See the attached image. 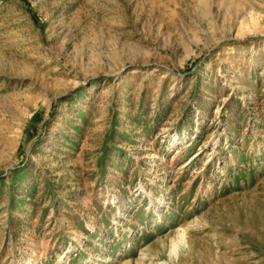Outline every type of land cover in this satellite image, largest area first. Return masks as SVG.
<instances>
[{"label":"rangeland","instance_id":"1","mask_svg":"<svg viewBox=\"0 0 264 264\" xmlns=\"http://www.w3.org/2000/svg\"><path fill=\"white\" fill-rule=\"evenodd\" d=\"M0 264H264V0H0Z\"/></svg>","mask_w":264,"mask_h":264}]
</instances>
